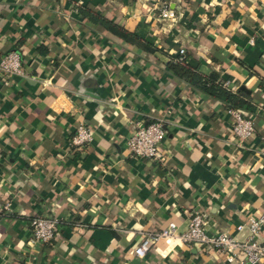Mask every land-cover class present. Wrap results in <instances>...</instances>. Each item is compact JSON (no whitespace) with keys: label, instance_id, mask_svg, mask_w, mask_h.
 <instances>
[{"label":"crops","instance_id":"0c3cea01","mask_svg":"<svg viewBox=\"0 0 264 264\" xmlns=\"http://www.w3.org/2000/svg\"><path fill=\"white\" fill-rule=\"evenodd\" d=\"M164 5L174 17H160ZM179 48L198 72L247 94L237 110L254 117L255 134L244 147L224 102L167 67ZM11 50L22 73L8 85L0 75V264H249L178 241L144 257L133 248L170 221L184 229L195 211L209 233L243 239L236 226L263 212L264 0H0V57ZM157 118L161 160L134 157V123ZM79 123L92 129L82 151L70 145ZM35 215L58 219L50 242L31 241Z\"/></svg>","mask_w":264,"mask_h":264},{"label":"built area","instance_id":"2783aa9c","mask_svg":"<svg viewBox=\"0 0 264 264\" xmlns=\"http://www.w3.org/2000/svg\"><path fill=\"white\" fill-rule=\"evenodd\" d=\"M160 17L172 18L174 13L164 5ZM184 49L179 48L177 55H183ZM22 73L21 57L17 51L11 50L0 57V75L4 85H8L13 75ZM228 87L227 82L223 83ZM231 117L230 130L236 140V146L244 147L245 143L255 134L254 117L244 115L240 110L227 108ZM166 137V123L157 118L147 123L135 122L131 135L126 139V146L134 157L151 161L161 160V145ZM92 140V129L79 123L70 138V145L78 151L84 150ZM9 203L3 208L7 209ZM203 213L193 212L184 229L179 230L176 223L170 221L158 231L145 233L140 242L133 248L137 257H144L159 242L170 243L178 241L192 246L201 245L204 251H215L225 256L231 262L243 256L249 264H264V242L258 238L264 225V210L258 216H249L245 224L236 226L237 231L246 230L243 239L227 232L209 233L206 229ZM31 241L50 242L59 229L58 219L50 216L35 215L29 221Z\"/></svg>","mask_w":264,"mask_h":264},{"label":"trees","instance_id":"16d2710c","mask_svg":"<svg viewBox=\"0 0 264 264\" xmlns=\"http://www.w3.org/2000/svg\"><path fill=\"white\" fill-rule=\"evenodd\" d=\"M79 11L81 14L87 16L91 22L100 25L104 30L122 39L129 46H136L147 52L155 51L154 46L134 32L113 23L97 13H91L81 8H79ZM166 65L178 78L185 80L192 87L212 98L222 100L226 109H238L249 105L245 91L239 89L235 93H232L223 85L222 80L216 74H201L194 67L187 64V56L185 54L169 58Z\"/></svg>","mask_w":264,"mask_h":264}]
</instances>
